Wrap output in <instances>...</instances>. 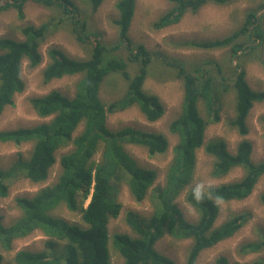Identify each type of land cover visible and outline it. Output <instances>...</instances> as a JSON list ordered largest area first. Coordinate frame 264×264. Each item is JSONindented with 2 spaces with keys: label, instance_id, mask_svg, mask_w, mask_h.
Returning <instances> with one entry per match:
<instances>
[{
  "label": "trees",
  "instance_id": "obj_1",
  "mask_svg": "<svg viewBox=\"0 0 264 264\" xmlns=\"http://www.w3.org/2000/svg\"><path fill=\"white\" fill-rule=\"evenodd\" d=\"M30 1L58 6L63 15L72 21L77 39L82 43L87 40L91 42L92 51L89 58L77 60L58 48L49 49L50 63L43 73L45 81L81 75L75 96L68 98L54 90L33 98L31 104L37 114L42 118H52L51 121L32 128L0 131V142L34 144L26 177L35 184L47 180L49 169L56 163L57 150L63 148L65 143L73 147L60 160L62 173L55 185L40 189L31 198H17L16 204L22 216L12 225L5 227L0 217V243L5 250L12 249L15 239L39 231L47 238L45 246L51 249V253L46 250H23L16 253L12 263L5 264H111L108 224L111 218L116 219L121 215L122 209V204L111 196L114 180L125 170L129 174L126 181L129 191L140 202L147 197L158 177L156 170L137 166L125 152V144L144 147L150 156L165 154L169 148L167 137L161 133L131 127L114 132L107 126L108 115L133 106H138L150 122L161 119L165 114L160 98L143 88L153 56L146 46H136L129 37L136 0L117 2L119 18L115 23L119 27V41L111 47L102 44L96 33L88 34L87 22L82 20L72 0H0V13L16 9L18 19H24L25 6ZM103 1L89 0L92 11H96ZM167 1L173 4V8L154 23V29L161 30L177 24L186 13L199 11L208 4L225 6L236 0ZM262 9L264 5L259 11ZM246 16L243 26L231 35L213 42H192L191 46L201 49L230 46L234 57L238 53H251L256 49L255 43L264 41V32L261 31V18L257 12L250 10ZM46 31L47 25L44 24L40 27L26 26L22 29L24 41L0 38V115L6 106L13 104L15 94L25 89L23 60L32 67L42 62L39 40ZM241 38L246 40L239 42ZM122 47L127 50L128 63H137L139 66L133 77L126 61L116 57L105 60L106 55ZM174 67L177 69L176 76L184 82V96L180 117L171 123L170 131L177 134L180 140L168 164L164 186L157 188V205L153 215L149 219L133 211L125 215L128 226L138 237L126 233H117L112 237V246L123 257L124 264H178L156 249V243L166 235L179 240L191 239L192 245L185 264H197L203 250L234 236L250 218L249 214H240L216 226L220 203L247 198L264 175V160L259 163L252 161L253 147L249 140L242 139L235 153L229 151L222 139L205 143L207 127L221 119L219 97L209 70L201 66L195 70L198 73L191 72L181 62ZM217 71L223 74L218 64ZM113 73L121 74L128 82V91L120 100L105 104L99 96V89L105 77ZM233 87L237 101L233 126L240 136L245 137L249 133V113L256 102L264 100V92H256L250 87L244 69H237ZM200 102L206 108L205 116L199 109ZM261 120L264 122V115ZM82 122L84 130L74 137V132ZM102 147V158L97 161L94 157ZM201 148L214 158L213 176L223 177L235 168H242L246 176L234 183L209 187L205 192L191 189L186 199L198 213L197 222L192 223L184 218L175 200L193 181L197 151ZM8 195V185L0 171V197ZM86 201L88 204L83 206ZM261 201L264 203V192ZM60 206H65L71 212L80 211L85 227L56 217L53 212ZM241 247V251L246 254L264 251V238ZM3 262L4 257L0 253V264ZM209 264L242 263H230L227 257L219 256Z\"/></svg>",
  "mask_w": 264,
  "mask_h": 264
},
{
  "label": "rangeland",
  "instance_id": "obj_2",
  "mask_svg": "<svg viewBox=\"0 0 264 264\" xmlns=\"http://www.w3.org/2000/svg\"><path fill=\"white\" fill-rule=\"evenodd\" d=\"M80 11L82 20L87 22L88 34L96 33L102 44L108 47L119 41V27L115 21L119 18L116 4L119 0H104L101 6L92 11L89 0H72ZM264 0H236L235 2L220 6L208 4L199 11L186 13L177 24L165 27L161 30L154 29V23L173 8V4L167 0H136L135 15L132 20L129 37L137 46H146L153 58L148 66V75L144 82V90L149 94L157 95L165 107L164 116L155 121H148L141 113L138 106L130 107L108 115L107 126L117 132L123 128L156 132L165 135L169 142L168 151L165 154L150 156L147 149L133 144H125V152L137 166L154 169L158 173L154 186L149 190L143 201H136L129 191L126 181L129 174L122 170L113 182L111 196L122 204L121 215L109 220L110 234L109 250L111 264H124L123 257L112 246V237L117 233H126L132 237H138L127 224L125 215L128 211L137 213L140 217L149 219L154 211L157 200L155 194L157 188H162L165 183L168 164L172 160L174 148L179 143V136L170 131L171 123L180 117L184 96V82L177 74L178 63H182L187 70L196 72V68L205 67L213 77L219 97L221 119L217 123L210 124L205 132V143L222 139L226 142L231 153H235L238 143L247 139L252 143L253 152L251 159L255 163L264 160V100L256 102L247 118L249 133L242 137L237 128L233 126L236 107V90L233 87L237 69H244L246 80L256 92H264V41L255 43L256 49L251 53H238L232 55L230 46L220 49H201L191 46L192 42H209L223 39L240 29L250 10L260 15V27L264 32ZM25 18L18 19L16 9H8L0 13V38H11L24 41L22 29L26 26L40 27L47 25V31L39 40V51L42 54V62L37 67H32L27 61L22 62V77L25 89L16 93L13 104L4 108L0 115V131L19 128H32L39 124L49 123L52 118L40 117L31 104V100L49 94L51 91H60L64 96L73 98L81 75L65 76L46 82L43 73L50 58L48 50L58 48L66 55L77 60L89 58L92 51L91 42L82 43L73 32V24L67 19L58 6H46L30 1L25 6ZM84 37H86L84 35ZM245 38L238 40L245 41ZM113 53V54H111ZM110 54V55H109ZM105 56L116 57L126 61L128 71L132 77L138 72L137 63H128L127 50L122 47ZM221 67L223 74L217 71ZM242 67V68H240ZM198 70V69H197ZM128 91V82L119 73H113L105 77L99 89V96L103 103L110 104L124 97ZM199 109L203 116L206 108L202 102ZM84 130L82 122L73 136H79ZM34 144L32 142L15 144L13 142H0V171L5 183L8 185L9 195L0 197V217L5 227L12 225L22 216L20 208L16 204L19 197L31 198L47 186H53L58 182L62 173L60 160L62 156L70 153L73 147L67 143L55 153L56 163L49 169V175L45 182L35 184L26 177L28 163L32 157ZM100 148L94 159L102 158ZM214 158L207 154L204 148L197 151V163L193 181L182 191L175 202L180 207L184 218L188 222L195 223L198 213L188 203L186 196L191 189L205 192L209 187L234 183L242 180L246 174L242 168H235L227 175L217 178L213 176ZM264 192V175L256 183L250 196L242 200H231L220 203V212L216 220V226L222 225L233 216L249 214V220L232 237L221 241L213 247L203 250L197 260V264L213 263L219 256H225L230 263L264 264V251L258 253H243L241 246L256 242L264 238V203L261 195ZM80 201L82 200L79 198ZM89 202V200H88ZM88 202H84L86 206ZM53 214L62 217L71 224L85 227L80 211H69L65 206H60ZM47 238L42 232L17 238L13 241L12 249L7 251L0 243V253L5 263H12L14 256L19 251L40 252L51 249L45 246ZM63 245L60 244L61 247ZM192 245L191 239H175L166 235L156 243V249L170 257L178 264H185L187 255Z\"/></svg>",
  "mask_w": 264,
  "mask_h": 264
},
{
  "label": "bare ground",
  "instance_id": "obj_3",
  "mask_svg": "<svg viewBox=\"0 0 264 264\" xmlns=\"http://www.w3.org/2000/svg\"><path fill=\"white\" fill-rule=\"evenodd\" d=\"M183 188V187H182Z\"/></svg>",
  "mask_w": 264,
  "mask_h": 264
}]
</instances>
